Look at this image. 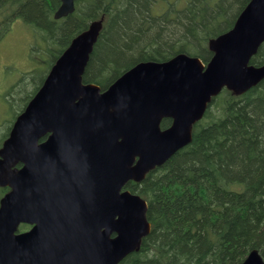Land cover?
<instances>
[{
    "label": "water",
    "instance_id": "obj_1",
    "mask_svg": "<svg viewBox=\"0 0 264 264\" xmlns=\"http://www.w3.org/2000/svg\"><path fill=\"white\" fill-rule=\"evenodd\" d=\"M73 10V0H60L53 18ZM101 28L102 20H93L70 41L0 148V185L11 186L0 199V264H118L138 250L150 230L147 203L122 187L187 145L222 89L240 95L264 78V65L250 63L264 42V0H249L232 27L209 40L206 64L184 53L141 61L104 90L82 80ZM163 118L171 122L161 129ZM49 130L56 132L47 151L64 133L61 143L68 144L66 175L51 176L56 183L71 180L62 211L59 203L50 209L54 198L28 195L36 180L31 163L41 153L37 139ZM19 159L28 163L22 172L11 169ZM76 171L84 177L80 184ZM21 222L33 226L18 233ZM239 264L264 259L252 249Z\"/></svg>",
    "mask_w": 264,
    "mask_h": 264
},
{
    "label": "trees",
    "instance_id": "obj_2",
    "mask_svg": "<svg viewBox=\"0 0 264 264\" xmlns=\"http://www.w3.org/2000/svg\"><path fill=\"white\" fill-rule=\"evenodd\" d=\"M167 1L73 0V12L54 19L60 0H0V42L18 20L35 37L54 41L51 66L77 34L101 19L82 80L104 90L141 61L184 53L206 64L213 54L209 40L229 30L249 2ZM250 63L264 65V42ZM27 82L26 73L20 75L2 96L11 106L24 92L14 117L41 85L27 91ZM14 117L1 122L0 143ZM169 125L168 118L160 122ZM191 134L165 163L126 185L146 201L150 231L118 264H239L252 249L264 259V78L240 95L222 89Z\"/></svg>",
    "mask_w": 264,
    "mask_h": 264
},
{
    "label": "rangeland",
    "instance_id": "obj_3",
    "mask_svg": "<svg viewBox=\"0 0 264 264\" xmlns=\"http://www.w3.org/2000/svg\"><path fill=\"white\" fill-rule=\"evenodd\" d=\"M173 4H182L183 0H168ZM12 33L0 42V121L13 118L25 99L24 92L13 98L11 106L4 107L5 95L10 84L20 75L26 73L29 78L28 89L31 91L39 85L51 64V51L55 50L54 41L47 42L32 35L18 20L12 24ZM28 33V35H27ZM50 50V51H49ZM25 90V91H26Z\"/></svg>",
    "mask_w": 264,
    "mask_h": 264
},
{
    "label": "flooded vegetation",
    "instance_id": "obj_4",
    "mask_svg": "<svg viewBox=\"0 0 264 264\" xmlns=\"http://www.w3.org/2000/svg\"><path fill=\"white\" fill-rule=\"evenodd\" d=\"M4 107L7 106V103H3ZM18 115L14 117L10 125H7L9 130L4 134L1 143L0 148L3 145V142L8 138L10 130L12 128V125ZM171 122V121H170ZM0 124L2 125L1 121ZM56 130H49L43 133V135H40V137L37 139V148L41 153H39V156H37L34 160V163H31V166L34 167L32 171V178L35 177V182L30 185V193L28 191V195L36 196L38 199H40L41 202H44L48 197L53 199L49 200L50 202V209L52 211L55 210V206L59 203V209L60 211L65 210L66 208V202L65 199L70 195L71 191V180H67L64 183L60 180L57 183L54 182L51 178L52 174H57L59 178L62 177L63 174L66 175L67 172V161H66V149L68 147V144H62L61 141L63 139H66V134L59 136L56 139L57 144H52L50 150H46L44 146L46 145V142L49 141L50 137L55 134ZM38 151V152H39ZM64 152V153H63ZM64 161V164H63ZM28 163H26L25 160L19 159L12 167V170H15L17 172H22L23 168L27 166ZM25 172V171H24ZM31 172V171H29ZM69 174L71 175V168L68 170ZM76 173V184H80L84 177H81L82 174ZM26 174V173H25ZM130 182H134L133 180H128L125 184L128 185ZM125 188V187H124ZM126 189V188H125ZM11 190V186L6 185H0V198H2L5 194H7ZM44 207V205H42ZM33 224H30L28 222H21L19 224L18 232H25L29 230Z\"/></svg>",
    "mask_w": 264,
    "mask_h": 264
}]
</instances>
